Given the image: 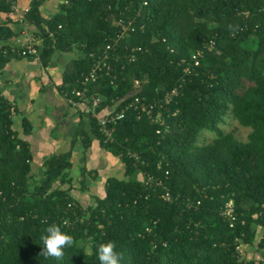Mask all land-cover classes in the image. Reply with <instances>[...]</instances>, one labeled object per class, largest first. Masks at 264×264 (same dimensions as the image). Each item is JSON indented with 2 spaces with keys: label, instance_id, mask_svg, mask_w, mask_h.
Returning <instances> with one entry per match:
<instances>
[{
  "label": "trees",
  "instance_id": "1",
  "mask_svg": "<svg viewBox=\"0 0 264 264\" xmlns=\"http://www.w3.org/2000/svg\"><path fill=\"white\" fill-rule=\"evenodd\" d=\"M46 1L32 0L24 18L42 39L37 60L46 68L57 52L75 53L61 93L79 100L72 90H84L89 106L99 98L98 115L125 109L109 143L89 112L93 135L121 159L124 173L108 177L103 194L85 206L73 190L86 193V172L94 179L98 172L84 167L80 186L73 185L71 148L51 155L38 181L23 136L32 124L23 117L16 128L18 111L0 92V264H99L97 249L109 241L123 253L120 264H264V0H62L45 22ZM0 12H13L11 3L0 0ZM129 20L133 29L119 42L120 57L108 60L112 71L104 68L82 86V75ZM8 22L0 23L3 43L18 36ZM5 49L0 68L29 57ZM198 50L204 56L185 73ZM174 87L179 94L160 107ZM135 96L156 103L153 118L125 108ZM229 114L251 129L246 140L221 127ZM205 130L215 137L200 144ZM77 134L91 145L86 131ZM142 173L162 184L149 188ZM167 191L173 202L163 198ZM188 197L201 200L197 209L185 208ZM231 199L234 227L221 215ZM52 224L75 239L62 261L40 255Z\"/></svg>",
  "mask_w": 264,
  "mask_h": 264
},
{
  "label": "crops",
  "instance_id": "2",
  "mask_svg": "<svg viewBox=\"0 0 264 264\" xmlns=\"http://www.w3.org/2000/svg\"><path fill=\"white\" fill-rule=\"evenodd\" d=\"M31 1L18 0L20 12H0V23L9 21L18 35L11 41L17 37H37L36 26L21 18L22 10L30 7ZM60 1L47 0L41 6L45 22L59 11ZM75 56V53L57 52L46 68L34 58H13L0 68V92L18 111L15 115L16 128H22L23 117L32 124V132L23 136L31 144L35 157L33 174L38 181L42 180L45 161L51 155L65 153L71 148L73 185L80 186L84 167L89 171L97 170L95 179L94 173L90 175L86 172V193L77 188L73 190L81 203L88 206L94 194H103V185L108 177L123 176L124 165L119 157L104 149L93 135L89 103L82 99L71 101L59 89L67 65ZM80 130L92 137L90 146L84 143V135L77 134ZM73 141L76 144H72Z\"/></svg>",
  "mask_w": 264,
  "mask_h": 264
},
{
  "label": "built area",
  "instance_id": "3",
  "mask_svg": "<svg viewBox=\"0 0 264 264\" xmlns=\"http://www.w3.org/2000/svg\"><path fill=\"white\" fill-rule=\"evenodd\" d=\"M7 2L11 3V9L13 12H20L18 0H6ZM67 3L68 0H65ZM146 4L147 2L144 1ZM29 12V7H26L22 10V15L21 18L24 19L27 13ZM132 20H129L127 23H121L122 29L117 32L116 37L113 39V41L109 42L105 49L102 50V53L99 54L96 58V62L94 65L91 67V69L87 72L84 73L79 81V83L82 86L87 87V85L90 82H96L100 76V72L106 68L107 72L112 71V66L109 64L108 60L111 57L117 56V59L120 57V53L117 52V48L119 47V42L122 40L126 33L133 28H131ZM42 39L40 36L33 38V37H27V38H22V37H17L13 41H7V42H0V47L4 46L7 47L5 49V52L7 50H10L14 53H17L22 56H29L28 58L34 57L35 59H38L39 57V52L40 48H38V45H40ZM213 43V41H211ZM93 56V55H92ZM204 56L203 50H198L195 52L192 56V60L184 67V71L187 74H191L194 72L193 65H198L200 60V57ZM134 59V56H131V60ZM184 62V60H182ZM72 93L75 94L77 97H80L83 101L86 98L85 91L81 89L74 88L72 90ZM179 94V88L174 87L168 92H166L164 96V103H160V107H163L164 104H169L174 100V97H176ZM64 97L67 99H70L71 101H74V98L70 96L69 92H64L63 93ZM99 103V98L95 97L93 99V104L90 106V112H92L93 117H95L98 120V124L100 126L101 132L104 135V142L109 143L113 141L114 139V132H115V125L117 124L118 121L123 119L125 117V109H122L120 111L115 110L114 108L111 109H105L103 114L98 115L97 112L95 111L96 106ZM134 107L136 110H138L139 117H142V115H146L149 118H153L154 110L156 107V103H147L144 97L140 96H135L133 101L129 103L126 109ZM11 112L13 115H15V107L12 106ZM159 121L161 123L164 122L161 112L157 114ZM158 132H160L158 130ZM128 155L132 157L136 162H142L144 163L143 160H141V156L137 152H132L131 150H128ZM141 175L144 179V183L149 187V188H154L155 186H159L162 184L161 179H155L151 175H145L142 173ZM163 198L168 201V202H173L174 197L172 194L167 191L166 193L163 194ZM185 202V208L186 209H197L198 206L201 204V200H192L190 197L183 199ZM221 215L224 217L225 220L229 222L230 227H234L236 221H237V213L235 211V205L234 201L231 199L229 200L224 207L222 208ZM65 224H69L68 221H65ZM237 250L242 252V247L241 245L237 246Z\"/></svg>",
  "mask_w": 264,
  "mask_h": 264
},
{
  "label": "clouds",
  "instance_id": "4",
  "mask_svg": "<svg viewBox=\"0 0 264 264\" xmlns=\"http://www.w3.org/2000/svg\"><path fill=\"white\" fill-rule=\"evenodd\" d=\"M66 223V222H65ZM46 235L41 236L43 250L40 253L45 259L62 261L65 249L75 244L72 235L62 231L61 226L52 224L45 229ZM99 264H120L123 253L116 250L114 242L99 245L97 249Z\"/></svg>",
  "mask_w": 264,
  "mask_h": 264
},
{
  "label": "rangeland",
  "instance_id": "5",
  "mask_svg": "<svg viewBox=\"0 0 264 264\" xmlns=\"http://www.w3.org/2000/svg\"><path fill=\"white\" fill-rule=\"evenodd\" d=\"M221 127L226 132H233L235 136L241 140H246L251 129L249 127L242 126L238 120H236L231 114L227 115L225 122L221 124ZM206 131V130H205ZM215 137L214 132H203L199 136V143H209Z\"/></svg>",
  "mask_w": 264,
  "mask_h": 264
}]
</instances>
